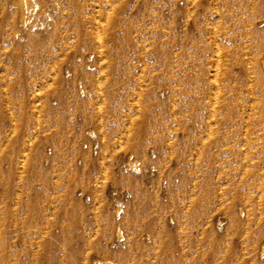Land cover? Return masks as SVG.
<instances>
[{
    "label": "rangeland",
    "instance_id": "rangeland-1",
    "mask_svg": "<svg viewBox=\"0 0 264 264\" xmlns=\"http://www.w3.org/2000/svg\"><path fill=\"white\" fill-rule=\"evenodd\" d=\"M0 264H264V0H0Z\"/></svg>",
    "mask_w": 264,
    "mask_h": 264
},
{
    "label": "bare ground",
    "instance_id": "bare-ground-1",
    "mask_svg": "<svg viewBox=\"0 0 264 264\" xmlns=\"http://www.w3.org/2000/svg\"><path fill=\"white\" fill-rule=\"evenodd\" d=\"M194 2H195V1H194ZM98 17H100V16H98ZM98 17H97V18H98ZM95 18H96V16H95ZM100 18H101V17H100ZM100 18H99V19H100ZM101 19H102V18H101ZM104 19H105V18H104ZM102 20H103V19H102ZM105 20H106V19H105ZM105 20H104V22H105ZM97 24H98V23H97ZM99 24H100V21H99ZM97 26H98V25H97ZM96 28H99V27H96ZM213 63H214V62H213ZM218 70H219V69H218ZM216 72H218V71H216ZM218 73H219V72H218ZM214 75H215V74H214ZM214 77H215V76H214ZM217 78H218V77H217ZM103 81H104V80H103ZM101 88H102V87H101ZM214 91H215V90H214ZM217 91H218V90H217ZM215 93H216V92H215ZM219 94H220V93H219ZM219 94H217V95L219 96ZM217 95H216V96H217ZM218 96H217V97H218ZM217 100H218V99H215V101H217ZM217 102H218V101H217ZM214 103H215V102H214ZM214 105H215V104H214ZM211 108H212V107H211ZM215 108H216V107H215ZM211 111H213V110H211ZM212 115H213V114H212ZM214 116H215V113H214ZM210 127H211V126H210ZM100 128H101V127H100ZM210 130H211V129H210ZM207 133H208V132H207ZM208 134H209V133H208ZM207 136H208V135H207ZM262 171H263V170H262ZM105 177H106V176H105ZM221 186H222V185H221Z\"/></svg>",
    "mask_w": 264,
    "mask_h": 264
}]
</instances>
